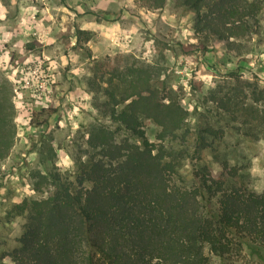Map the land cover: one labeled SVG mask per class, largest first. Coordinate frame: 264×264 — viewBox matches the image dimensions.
<instances>
[{
    "label": "rangeland",
    "instance_id": "rangeland-1",
    "mask_svg": "<svg viewBox=\"0 0 264 264\" xmlns=\"http://www.w3.org/2000/svg\"><path fill=\"white\" fill-rule=\"evenodd\" d=\"M107 1L0 0V90L11 94L18 131L1 162L0 264H15L12 252L29 217L16 205L35 193L32 174L52 170L76 184L92 129L108 121L98 108L105 100L100 88L126 80L130 66L148 67L153 87L189 112L166 143L181 175L189 179L206 164L219 176L227 163L240 181L264 190V11L259 29L230 51L200 38L195 12L173 1L153 10L118 0L106 4L109 16L98 7ZM90 20L95 29H80ZM116 22L121 29H113ZM42 110L47 123L31 125ZM210 128L223 136L203 131ZM145 129L160 142L159 126L147 120Z\"/></svg>",
    "mask_w": 264,
    "mask_h": 264
},
{
    "label": "trees",
    "instance_id": "trees-1",
    "mask_svg": "<svg viewBox=\"0 0 264 264\" xmlns=\"http://www.w3.org/2000/svg\"><path fill=\"white\" fill-rule=\"evenodd\" d=\"M138 1L153 10L173 1L194 11V32L230 51L259 29L264 11V0ZM127 73L100 88L98 108L108 121L92 129L76 184L52 170L32 174L35 193L16 205L29 217L14 263L264 264V190L240 181L227 163L219 176L206 164L189 179L181 175L166 143L183 128L187 108L153 87L148 67ZM14 111L9 90H0V171L17 139ZM46 116L42 110L30 124L47 123ZM147 120L159 126V143L148 138Z\"/></svg>",
    "mask_w": 264,
    "mask_h": 264
},
{
    "label": "crops",
    "instance_id": "crops-1",
    "mask_svg": "<svg viewBox=\"0 0 264 264\" xmlns=\"http://www.w3.org/2000/svg\"><path fill=\"white\" fill-rule=\"evenodd\" d=\"M47 2H49V0H46ZM68 2V5H71L69 4V2L71 3L72 0H65ZM115 2H118V0H108L107 2H104V4H101V2L98 4V7L104 11L107 12V15L109 16L110 13L109 11L107 10V7H106V4L107 3H115ZM119 4V3H118ZM118 4H116L118 6ZM120 6V5H119ZM121 8H123V5L121 6ZM65 9H68V7L65 6ZM121 11V10H120ZM115 13V12H113ZM51 14V13H50ZM51 16V15H50ZM97 22L96 21H89V22H84L83 24L80 25V29H95L94 27L96 26ZM89 25V26H87ZM113 29H121V25L119 22H116Z\"/></svg>",
    "mask_w": 264,
    "mask_h": 264
}]
</instances>
